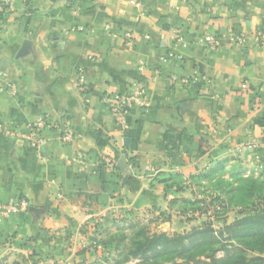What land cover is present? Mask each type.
I'll return each mask as SVG.
<instances>
[{"label": "crops", "instance_id": "0c3cea01", "mask_svg": "<svg viewBox=\"0 0 264 264\" xmlns=\"http://www.w3.org/2000/svg\"><path fill=\"white\" fill-rule=\"evenodd\" d=\"M206 36L217 52L199 43ZM136 83L151 103L130 111L125 132L110 107ZM37 121L39 150L7 135ZM255 144L264 151V0H12L0 10V201L30 203L2 220L0 262L78 261L93 224L179 214L172 202L199 199L187 196L195 182Z\"/></svg>", "mask_w": 264, "mask_h": 264}, {"label": "rangeland", "instance_id": "374dc122", "mask_svg": "<svg viewBox=\"0 0 264 264\" xmlns=\"http://www.w3.org/2000/svg\"><path fill=\"white\" fill-rule=\"evenodd\" d=\"M250 151L253 152L251 154L249 151L228 153L229 157L226 159H230L228 160L230 162L226 164V171L223 174L217 175L216 179L201 186L196 182L191 186L187 196L197 195L201 201H205L206 206L203 207V211H193L180 204L176 208L179 214L166 212L152 218L141 216L138 221L110 216L105 222L101 220L93 224L91 232L81 236L80 241L83 242V247L76 248L79 255L75 253L76 256H79V259L77 258L79 262L76 259L73 261L75 256H72L67 259L50 257L36 263L30 256L15 255L10 260L7 257L3 258L0 264H116L117 261H120L121 264H139L141 260L129 258V261H126L125 259L133 247L137 234L142 229L147 230L150 234L165 232L172 235L189 231L205 223H211L216 234H220L225 224L234 222L244 216L243 214L253 210L264 211V151L256 144ZM251 182L262 185V190L250 201L242 200L238 203L239 199L244 196V193L239 190ZM233 194L236 196H231ZM183 211H186L185 215L181 214ZM227 237L225 234V242ZM230 243H235V241L232 240ZM215 249L217 250L216 256L223 257L222 249L219 246H215ZM247 254L264 257V254L257 252L249 251ZM119 256L121 257L119 258ZM181 262L180 259H170L162 263L158 262V264H180Z\"/></svg>", "mask_w": 264, "mask_h": 264}, {"label": "trees", "instance_id": "16d2710c", "mask_svg": "<svg viewBox=\"0 0 264 264\" xmlns=\"http://www.w3.org/2000/svg\"><path fill=\"white\" fill-rule=\"evenodd\" d=\"M223 170L224 165L217 172L220 173ZM214 175L213 172L207 178L211 180ZM242 188L244 187H241L239 191L243 192L244 196L239 199L238 203L242 200L250 201L253 196L259 194L262 185L251 182L246 184L243 190ZM235 194L231 196H236ZM205 203L200 199L172 202L173 205L182 204L193 211H203ZM181 214L185 215L186 211ZM243 215L234 222L225 224L220 234H216L211 223H205L189 231L172 235L165 232L150 234L147 230L142 229L137 234L133 247L129 250L125 260L129 261V258L141 260L139 264H158V262L162 263L170 259H180L182 260L180 264H264L263 256L247 254L249 251L264 254V211L253 210ZM225 234L228 236L226 242ZM232 240L235 243H230ZM215 246L222 249L223 257L216 256ZM116 264L121 263L117 261Z\"/></svg>", "mask_w": 264, "mask_h": 264}, {"label": "built area", "instance_id": "2783aa9c", "mask_svg": "<svg viewBox=\"0 0 264 264\" xmlns=\"http://www.w3.org/2000/svg\"><path fill=\"white\" fill-rule=\"evenodd\" d=\"M12 0H0V10H3L5 6L11 5ZM139 9H141V5L136 4ZM110 25H106L105 29L109 30ZM80 31H84L85 29H79ZM124 39L127 41L129 45L132 44V35L130 33L124 34ZM175 40L178 43H184L185 39L182 37L181 32L177 31V35ZM238 41L242 42V39ZM199 43L203 44L207 50L211 52H217L220 49V42L213 36H206L199 40ZM173 53H170L168 57L163 58L162 62L166 63L170 58H174ZM198 81L197 75H194L191 79L187 78H179L174 76L171 78V83L176 84L179 83L181 85H188L191 82ZM77 85L80 89H84L87 84V78L83 71L79 70L77 75ZM243 88H247V84L243 85ZM151 103L150 95L148 89L140 84L136 83L133 86L132 94L129 96H121L114 95L112 99V105L110 107V114L113 121L120 125L123 131L128 132L130 130V126L128 124V117L130 111L135 108L146 109ZM45 129V123L43 121H37L32 125H28L26 127V133H17L16 131H8L7 135L11 137H20L28 142H30L31 146L39 150L43 145L42 131ZM57 130L61 132L60 140L64 144H69L74 139V132L70 129L69 123L67 120H62L57 126ZM112 164L111 162H109ZM30 208V203L27 199L19 198L15 201L2 202L0 201V226L3 219L8 218L12 215L18 214H27Z\"/></svg>", "mask_w": 264, "mask_h": 264}]
</instances>
